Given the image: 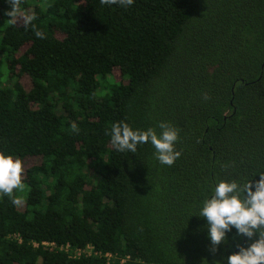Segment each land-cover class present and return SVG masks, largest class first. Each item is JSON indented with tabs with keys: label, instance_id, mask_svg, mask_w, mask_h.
Instances as JSON below:
<instances>
[{
	"label": "trees",
	"instance_id": "1",
	"mask_svg": "<svg viewBox=\"0 0 264 264\" xmlns=\"http://www.w3.org/2000/svg\"><path fill=\"white\" fill-rule=\"evenodd\" d=\"M11 10L0 0V151L24 187L0 194V264H226L257 239L233 228L213 251L191 214L210 185L264 172V0ZM119 121L171 122L179 158L116 151Z\"/></svg>",
	"mask_w": 264,
	"mask_h": 264
},
{
	"label": "clouds",
	"instance_id": "2",
	"mask_svg": "<svg viewBox=\"0 0 264 264\" xmlns=\"http://www.w3.org/2000/svg\"><path fill=\"white\" fill-rule=\"evenodd\" d=\"M101 3L129 7L134 0H101ZM11 4L12 10L8 15L14 19L20 0H11ZM34 18L33 15L23 16L26 25ZM35 36L43 38V33L36 31ZM71 127L76 129L75 124ZM109 135L111 144L119 152L135 153L138 145L150 144L154 149L153 156L161 165L171 166L180 156L176 150L179 130L168 121H159L156 127L146 129H134L123 121L114 122ZM22 172L19 157L0 151V194L12 195L14 190L23 189ZM258 175V180L244 183L230 179L210 185V195L199 201L191 214L206 220L207 236L213 251L221 242H226V234L233 228L238 235L257 236L247 247L237 245L239 250L227 256L226 264H264V172ZM18 202L13 199V203ZM202 264H208L207 260L204 259ZM214 264H220V261Z\"/></svg>",
	"mask_w": 264,
	"mask_h": 264
},
{
	"label": "rangeland",
	"instance_id": "3",
	"mask_svg": "<svg viewBox=\"0 0 264 264\" xmlns=\"http://www.w3.org/2000/svg\"><path fill=\"white\" fill-rule=\"evenodd\" d=\"M23 83H24L25 86H27V80H26V79L23 80ZM32 163H34L32 160H27V161L25 162V165H32ZM90 252H91L90 249H88V250L86 251V253H90ZM108 261H109V258H108Z\"/></svg>",
	"mask_w": 264,
	"mask_h": 264
},
{
	"label": "built area",
	"instance_id": "4",
	"mask_svg": "<svg viewBox=\"0 0 264 264\" xmlns=\"http://www.w3.org/2000/svg\"><path fill=\"white\" fill-rule=\"evenodd\" d=\"M90 249V248H89ZM91 250V249H90ZM108 258H110L109 256H108Z\"/></svg>",
	"mask_w": 264,
	"mask_h": 264
}]
</instances>
